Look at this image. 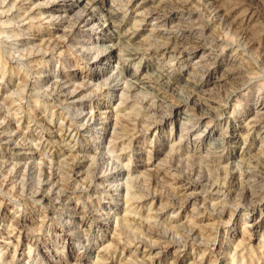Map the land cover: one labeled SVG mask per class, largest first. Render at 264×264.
Here are the masks:
<instances>
[{"label":"rangeland","instance_id":"374dc122","mask_svg":"<svg viewBox=\"0 0 264 264\" xmlns=\"http://www.w3.org/2000/svg\"><path fill=\"white\" fill-rule=\"evenodd\" d=\"M101 1L104 12L117 10L112 19L127 37L113 45L111 56L100 60L81 55L73 46L47 47L41 36L56 37L61 31L37 14L38 9L30 30L24 31L16 25L18 19L9 16L18 5L0 15V209L7 214L0 216V241L6 244L0 247V264H264V209H253L256 196H244L240 186L229 185L227 177L246 168L248 186L264 187V0H187L190 11H167L166 21L146 15L148 8L160 4L158 0ZM5 3H0V10ZM34 3L20 1L19 11ZM83 3L70 4V13ZM218 4L225 8L217 18L213 12ZM135 7L140 9L138 14L131 11ZM179 18L194 26L206 25L199 37L210 49L203 58L193 46L198 39L190 37L187 26L183 30L171 26ZM99 21L100 17L82 38L105 35L108 30L99 27ZM169 39L183 52L155 50ZM112 42L116 40L99 43ZM125 51L138 53L127 61L130 56ZM41 69L63 74L66 90L81 87L80 100L64 99L49 84H42ZM108 76L120 83L135 79L127 94L130 99L116 104L123 84L111 89L116 81L107 80ZM156 96L163 105L202 101L210 114H193L180 104L158 123L160 128L152 124L146 130V121L137 123L136 102ZM94 105L109 114L107 118L101 114L91 131L81 125L78 114L80 107ZM183 115L191 117L189 126L199 131L197 152L191 144L177 142L178 130L170 132L175 118ZM118 119L117 123L139 131L132 142L119 125L113 126ZM71 129L72 135L64 134ZM214 148L223 158L209 154ZM192 165L205 173L202 183L194 186L185 184L199 178L191 174ZM117 171L122 174L115 180ZM126 182L132 192L128 201L122 188ZM40 192L47 199H39ZM258 198L264 202V196ZM150 202L153 209L148 210ZM211 202L224 210L221 217L211 214ZM125 215L132 222L116 224ZM14 218L19 219L21 234L15 229L14 236L4 238L9 223L15 225ZM196 222L211 227L205 229L204 238L198 242L183 238L182 245L168 243L173 236L184 237L187 226ZM152 230L168 234L151 237L147 231ZM140 237L159 239L161 247L151 254L135 248L131 242Z\"/></svg>","mask_w":264,"mask_h":264},{"label":"bare ground","instance_id":"6f19581e","mask_svg":"<svg viewBox=\"0 0 264 264\" xmlns=\"http://www.w3.org/2000/svg\"><path fill=\"white\" fill-rule=\"evenodd\" d=\"M20 1L22 0H10V3L8 4V2H6V0H0V3L3 4L5 3L4 7L5 6H9L8 8H2L0 10V15H5L4 13H7L6 11H11V9L15 6V5H18L16 7V9L12 12H10L9 16H11V18H16L18 19L16 23L19 30H30V27L32 26V23L31 21H33L32 19L34 18L35 16V11L38 9L39 10V13L37 14H40V16H44L43 18H46V21L49 22L51 21V23L55 24L61 31V33H59V36L57 35L56 37H53L51 35H49L48 37H42L41 36V40H44L43 42H45V44L47 45V47H51L52 49H58L60 47L63 48V46H68V47H75L76 50H81V55H89V58H96L97 60H100L104 55H107L109 56L111 54V49L114 48L113 45L118 43L122 38L124 37H127L125 36L124 34L122 33H119L118 32V23L112 19L115 15V13L117 12L116 9H113V10H105L104 12V9L101 7V5L99 4H102L101 0H33V2H35L33 5V7H28L26 8L27 6H25V9L20 12L19 9L22 8L21 6H19V3ZM81 1H84V3L82 5H80L76 10L75 13H70L71 12V8L72 6H70V4H73V3H77V4H80ZM159 1V5H155L153 7H150L148 8V10L146 11V15H149V16H154V18H158V17H163L164 20L163 21H166L167 18H165V15L167 14L166 12L169 11V12H178V13H185V12H188L190 11V6H189V3L187 0H158ZM214 1V0H213ZM212 1V2H213ZM216 1V0H215ZM12 2V3H11ZM19 2V3H18ZM32 2V1H31ZM66 2H68V4H66ZM209 2V1H208ZM216 3V2H215ZM211 4V3H210ZM228 5V4H227ZM1 6V5H0ZM29 6V5H28ZM142 6V5H141ZM15 8V7H14ZM24 8V7H23ZM225 8V7H224ZM224 8H221L220 4H218L217 6L215 5L214 6V12L213 14L217 17V16H221L223 14V9ZM5 9V10H3ZM37 10V11H38ZM132 12H135L136 14H138L140 12V9H138V7H135V8H132L131 9ZM227 11V10H226ZM100 17L101 21H99V27H101L103 30H108L107 33H105V35H99V36H93V37H88V38H82L84 37V33L86 31H88L89 29H91V27L93 25H95V21L96 19ZM218 18V17H217ZM8 19V18H7ZM10 19V18H9ZM5 20V18H4ZM12 20V19H11ZM162 21V20H161ZM41 22V21H40ZM9 23V21H8ZM13 23V22H12ZM39 23V22H38ZM196 24V23H195ZM15 25V23H14ZM46 25V24H45ZM120 25V24H119ZM171 26H175L176 28L180 29V30H183L184 29V26H187L185 28H187L188 32H189V35L190 37H196L197 40H195V44H193V46L196 48V50H201V53H200V57H204V53L207 51V49H210V47L206 46L203 42V40L199 37L201 35H203L204 33V29H205V26L204 25H197V26H194V24H188V21L187 20H184L183 18H179V19H175V21L171 22ZM6 27V25H5ZM11 27V26H10ZM17 28V27H16ZM14 28V29H16ZM12 29V28H11ZM20 31V32H21ZM18 32V31H17ZM16 32V33H17ZM44 32V31H43ZM46 34H50V31H46L45 32ZM198 33V35H197ZM19 34V33H18ZM27 34V32H26ZM29 34V33H28ZM1 35V33H0ZM40 35V34H39ZM193 35V36H191ZM6 36V35H5ZM81 36V37H79ZM2 37V36H1ZM26 39V38H24ZM102 39H108L110 41H113V40H116V42H112V43H99L101 42ZM40 40V39H39ZM40 40V41H41ZM123 40V39H122ZM121 40V41H122ZM126 40V39H124ZM4 42V41H3ZM13 42V41H12ZM9 45V44H8ZM12 45V44H11ZM122 45V44H121ZM192 45V44H191ZM115 46V45H114ZM155 46V45H154ZM192 46V47H193ZM46 47V46H45ZM184 47V46H183ZM212 47V46H211ZM152 48V47H151ZM193 49V48H192ZM191 49V50H192ZM131 50V49H130ZM155 50H161V51H164V52H168V51H175V52H178V53H181L183 52L184 49L181 48H178L176 43L172 40L169 39V41L167 40V42L164 44V45H160L159 47H157ZM41 51V50H40ZM50 51V49H49ZM140 51V49H139ZM19 52V51H18ZM32 52V51H31ZM37 52V51H36ZM127 52V51H125ZM209 52V51H208ZM47 53V51H46ZM59 53H62V52H59ZM138 52L134 51V52H127L126 54L128 55L129 58H125V60L127 61H130L131 59H133L131 56H134L135 54H137ZM170 53V52H169ZM29 54V53H28ZM31 54V53H30ZM29 54V55H30ZM37 54V53H36ZM154 54V53H153ZM164 54V53H163ZM207 54V53H206ZM80 55V56H81ZM212 55V54H211ZM24 56V55H23ZM28 56V55H27ZM49 56V55H48ZM62 56V55H61ZM111 56V55H110ZM207 56V55H206ZM88 57V56H87ZM174 57V56H173ZM6 58V57H5ZM46 58V57H45ZM47 59V58H46ZM37 60V59H36ZM50 60V58L47 59V62ZM1 62V61H0ZM38 62V61H37ZM35 63V62H34ZM29 64V63H28ZM31 65V64H30ZM20 66V65H19ZM47 66V65H46ZM45 66V68H46ZM39 68V67H38ZM44 68V67H43ZM42 68V69H43ZM47 68H49L47 66ZM40 70L43 75H39V79L40 81L42 82V84L44 83H47L51 86L52 90L55 92V94H61V96L64 98V99H67V100H71V101H75L76 100H80L79 98V94L81 92V89H78V88H81V87H75L71 90H66L63 88L62 86V78L64 77L63 74H56L54 72H50L48 69L46 70ZM11 71V70H10ZM23 71V70H22ZM47 72V73H46ZM31 73V72H30ZM38 73V72H37ZM21 74V73H20ZM94 74V73H93ZM91 75V74H89ZM99 75V74H97ZM115 75V74H114ZM113 75V76H114ZM28 76V75H26ZM86 76V75H85ZM101 76V75H100ZM112 76V77H113ZM165 76H168V75H165ZM111 76H108L106 79L108 80H114L115 79V83L111 84V89L112 87H114V85H117L118 83H120V79H116V78H110ZM123 77V76H122ZM132 77V76H131ZM152 77V76H151ZM27 78V77H26ZM37 78V77H36ZM134 78H137V76L134 75ZM104 79V78H103ZM129 79V78H128ZM134 80V83L136 84V81L135 79ZM133 80L131 81V83H129V81L127 82L126 80L125 81H122L120 84H123L122 85V90H121V94L120 96L118 97V100L116 104L118 105H121L124 101L126 102V99L127 97L129 98V95L128 92H131V90L135 87V84L132 85V82ZM64 81V80H63ZM103 81V80H102ZM105 81V80H104ZM168 81V80H167ZM37 82V81H36ZM147 82V81H146ZM33 84V82H31ZM76 83V82H75ZM173 83V82H172ZM68 84V83H67ZM79 84V83H78ZM84 84V83H83ZM98 84V83H97ZM81 86V85H79ZM74 87V86H73ZM84 87V86H83ZM96 88V86H95ZM103 88V87H102ZM147 88V87H146ZM106 90V89H105ZM108 90H109V87H108ZM114 90V89H113ZM21 91V89H20ZM42 91V90H41ZM94 91V90H93ZM112 91V90H111ZM199 92V91H198ZM16 93V92H15ZM108 93V92H107ZM51 94V93H50ZM88 94V93H87ZM198 94V93H197ZM91 95V94H90ZM118 95V94H117ZM11 96V95H9ZM18 96V95H17ZM22 96V95H21ZM162 97V96H161ZM79 98V99H78ZM130 99V98H129ZM199 99V98H198ZM70 101V102H71ZM189 101V100H188ZM199 101V100H198ZM38 102V101H37ZM66 102V101H65ZM165 102V101H164ZM196 102V101H195ZM128 103V102H127ZM126 103V104H127ZM139 104V107L138 108V113L140 116H138L139 118H136L137 119V123L139 122H142V121H146L148 124L146 125L145 129L147 130L148 128H150L149 126H151L152 124H155L156 125V128H160L159 126V122L162 121L164 119V116L168 113L169 114H173L174 113V110L178 107L177 105H180V104H183L185 105L186 107H188L187 110L191 109L193 114L194 113H199L201 116H209L210 112H205L204 111V102H200L199 103H195V104H191L189 105V103L187 101H180L178 103H173V104H170V105H163V99H161L160 97L156 96L155 99H149V100H141L139 102H136ZM171 103V102H170ZM14 104V103H12ZM11 104V105H12ZM117 105V106H118ZM67 106V105H66ZM70 106V105H69ZM132 106V105H131ZM136 106V105H135ZM165 106V107H164ZM120 107V106H119ZM122 107V106H121ZM219 107V106H218ZM71 108V107H70ZM79 108V107H77ZM123 108V107H122ZM185 108V107H184ZM209 108V107H208ZM68 109V108H67ZM80 112L78 114L79 116V119L81 122V125L84 126V128H86L87 130H91L93 129V127H95L98 123V120L100 118H102V115L101 114H105L107 110H104L102 111L100 109V107L97 105H94L92 107L89 106V108H86L85 107H80L79 108ZM87 109V110H86ZM86 110V111H85ZM131 110V109H129ZM2 111V110H1ZM73 111V110H71ZM215 111V110H214ZM134 112V111H133ZM188 112V111H187ZM212 113V111H211ZM108 114L109 113H106L105 116H103V118H107L108 117ZM192 114V113H191ZM45 115V114H44ZM70 115V114H69ZM4 116V115H3ZM2 116V117H3ZM7 116V115H6ZM212 116V115H210ZM46 117V116H45ZM75 117V116H74ZM8 118V117H7ZM18 118V117H17ZM116 118V117H115ZM127 118V117H126ZM260 119V118H259ZM262 119V118H261ZM2 120V119H1ZM8 120V119H7ZM22 120V119H21ZM64 120V119H63ZM77 120V121H78ZM120 119L118 120H115L113 124L114 127H116L117 125H119L120 129L123 130V135H128L130 138V142H132L133 138L136 137L138 135V130H134V128H128L125 124H122L121 122H118ZM191 120V117H189L188 115L186 116H177L174 120V124L170 127V132H172L174 129L175 131H179L178 133V139H177V142L179 143L180 141L181 142H184L186 144H191V149L193 152H197L199 149H198V146H197V139L198 137V132L199 131H196V130H192L191 126H189V122ZM73 121V120H72ZM76 121V120H75ZM76 121V122H77ZM135 122V121H134ZM4 123V122H3ZM2 123V124H3ZM121 123V124H119ZM124 123V122H123ZM41 124V123H40ZM135 124V123H134ZM194 124V123H193ZM136 126V125H135ZM52 127V126H51ZM18 128V127H17ZM81 128V127H80ZM103 128V127H102ZM113 128V127H112ZM11 129V128H10ZM73 129H76V128H73ZM195 129V128H194ZM114 130V129H113ZM116 130V129H115ZM119 130V129H118ZM1 131V130H0ZM25 131V130H24ZM42 131V130H41ZM61 131V130H60ZM75 131V130H74ZM112 131V130H111ZM121 132V131H120ZM176 133V132H175ZM65 135H72L73 132H72V129L71 130H67L65 131L64 133ZM118 134V133H117ZM122 134V133H121ZM11 135V134H10ZM52 135V134H51ZM54 135V134H53ZM119 135V134H118ZM127 136V137H128ZM23 137V136H22ZM62 137V136H61ZM65 137V136H64ZM44 138V137H43ZM18 140V139H17ZM221 140V139H220ZM199 141V140H198ZM176 143V142H175ZM177 143V144H178ZM31 144V143H30ZM29 144V145H30ZM182 144V143H181ZM34 145V144H33ZM62 145V144H61ZM116 145V144H115ZM129 145V144H128ZM172 146H170V148L172 149L173 146L175 145L174 143L172 144ZM13 146V145H12ZM18 146V145H17ZM27 146V145H26ZM126 146V145H125ZM21 147V146H20ZM34 147V146H33ZM131 147V146H130ZM127 148V147H126ZM169 148V149H170ZM178 148H181V147H178ZM187 148V147H186ZM211 148V147H210ZM216 148V147H215ZM211 149L210 150V155L212 153H216V149ZM30 149V148H29ZM72 149V148H71ZM128 149V148H127ZM170 149V150H171ZM102 150V149H100ZM114 150V149H113ZM181 151V149H178ZM184 150V149H183ZM35 152V151H34ZM179 152V151H178ZM31 153V152H30ZM177 153V151H176ZM180 153V152H179ZM171 154V153H170ZM190 154V153H189ZM195 154V153H194ZM218 153H216V155H214L215 157H219L220 158H223V155H217ZM12 155V154H11ZM24 155V154H23ZM71 155V154H70ZM116 155V154H115ZM177 155V154H176ZM206 155V154H205ZM96 156V155H95ZM180 156V155H179ZM201 156V155H200ZM11 157V156H10ZM72 157V156H71ZM74 157V156H73ZM97 157V156H96ZM185 156H183L184 158ZM192 157V156H191ZM194 157V156H193ZM205 157V156H204ZM203 157V158H204ZM212 157V156H211ZM78 158V157H77ZM76 158V160H77ZM115 158V157H114ZM117 158V157H116ZM175 158V157H174ZM202 157L200 158V161H203ZM226 158V157H225ZM244 158V157H243ZM242 158V159H243ZM192 159V158H191ZM83 160V159H82ZM173 160V159H172ZM246 160V159H245ZM6 161V160H5ZM187 161V160H186ZM218 161V160H217ZM4 162V161H3ZM112 162V161H111ZM196 162V161H195ZM199 162V161H198ZM205 162V160H204ZM220 162V161H219ZM217 162V163H219ZM222 162V161H221ZM30 163V162H29ZM36 163V162H35ZM51 163V162H50ZM178 163V162H177ZM200 163V162H199ZM242 162H240L241 164ZM195 164V163H194ZM202 164V163H201ZM204 164V163H203ZM251 164V163H250ZM13 165V164H12ZM96 165V164H95ZM178 165V164H177ZM176 165V166H177ZM205 165V164H204ZM203 165V166H204ZM210 165V164H209ZM230 165V164H229ZM126 166V165H125ZM179 166V165H178ZM195 166V165H194ZM211 166V165H210ZM240 166V165H239ZM242 166V165H241ZM117 167V165H116ZM121 167V166H120ZM213 167V166H212ZM176 168V167H175ZM191 174H197V176H199L198 179L196 180H192V181H188V182H185V184H190V186H194V185H197L202 183L201 179L203 180V177L205 176L204 174V169H200V166L199 168L197 167H191ZM202 168V167H201ZM207 168V167H206ZM211 168V167H210ZM218 168V167H217ZM225 168V167H224ZM227 168V167H226ZM248 168V167H247ZM90 169V168H89ZM104 169V168H103ZM158 169V168H157ZM180 169V168H179ZM200 169V171H199ZM208 169V168H207ZM212 169V168H211ZM253 169V168H252ZM255 169V168H254ZM12 170V169H11ZM16 170V169H15ZM39 170V169H38ZM88 170V168H87ZM96 170V169H95ZM213 170V169H212ZM257 170V169H255ZM18 171V170H17ZM89 171V170H88ZM87 171V172H88ZM154 171H157V170H153ZM249 170L248 169H241L240 172H238V174L236 173H229V175L227 176L228 177V182H229V185H233L234 186H240V190L243 192V195L244 196H248V195H252L254 194L256 197L255 199L251 202L252 206H253V209L254 208H257L258 210H261V209H264V202H259L258 200H260L258 197L261 196L263 197L264 196V187H258V188H252L251 186H248V184H250V181L248 180L249 178ZM111 172V171H110ZM183 172V171H182ZM186 172V171H185ZM257 172V171H256ZM255 172V173H256ZM72 173V172H71ZM109 173V172H108ZM184 173V172H183ZM188 173V172H186ZM213 173V172H212ZM226 173V171H225ZM228 173V172H227ZM14 174V173H13ZM23 174V173H22ZM53 174V173H52ZM81 174V173H80ZM94 174V173H93ZM122 174V173H119L118 171L116 172V174L114 175L116 178L115 180H117L119 178V175ZM129 174V172H128ZM253 175V174H252ZM251 175V176H252ZM85 176V175H84ZM144 176V175H143ZM151 176V175H150ZM190 176V174H189ZM189 176H186V177H189ZM203 176V177H202ZM254 176V175H253ZM24 177V176H23ZM22 177V178H23ZM31 177V176H30ZM34 177V176H33ZM146 177V176H145ZM196 177V176H195ZM202 177V178H200ZM219 177V176H218ZM248 177V178H247ZM16 178V177H15ZM87 178V177H85ZM148 178V177H147ZM177 178V177H176ZM191 178V177H190ZM9 179V178H8ZM58 179V178H57ZM91 179V178H90ZM151 179V178H149ZM189 179V178H188ZM261 179V178H260ZM45 180V179H44ZM114 180V179H113ZM19 181V180H18ZM41 181V180H40ZM58 181V180H57ZM83 181V180H82ZM226 181V180H225ZM27 182V181H26ZM39 182V181H38ZM49 182V181H48ZM86 182V181H85ZM234 182V183H233ZM113 183V182H112ZM207 183V182H206ZM223 183V182H222ZM134 184V183H132ZM253 184V183H252ZM96 185V184H95ZM175 185V184H174ZM207 185V184H206ZM254 185V184H253ZM133 186V185H132ZM224 186V185H223ZM40 187V186H39ZM109 187V186H108ZM136 187V186H135ZM207 187V186H206ZM78 188V187H77ZM122 188H125V199L126 201H128L130 198H132V192L129 191L130 190V187H129V184L128 182H126L124 184V187L122 186ZM179 188V187H178ZM52 190V189H51ZM75 190V189H74ZM38 191V190H37ZM36 192V191H35ZM131 192V193H130ZM216 192V191H215ZM134 193V192H133ZM59 194V193H58ZM170 194V193H169ZM189 194V193H188ZM187 194V195H188ZM229 194V193H228ZM237 194V193H236ZM31 195V194H30ZM190 195V194H189ZM188 195V196H189ZM39 199L41 200H45L47 199V195L45 193H42L40 192L38 195ZM49 196V195H48ZM191 196V195H190ZM194 196V195H193ZM237 196V195H236ZM172 197V196H171ZM192 197V196H191ZM195 197V196H194ZM241 197V196H240ZM136 198V197H135ZM190 198V197H189ZM236 198V197H235ZM139 199V198H138ZM34 200V199H33ZM133 200V199H132ZM191 200V199H190ZM193 200V199H192ZM236 200V199H235ZM240 200V199H239ZM170 201V199H169ZM261 201V200H260ZM182 202V201H180ZM44 203V202H43ZM161 204V203H160ZM159 204V205H160ZM204 204V203H203ZM152 205H153V202H150L149 206H148V210L149 209H153L152 208ZM162 206V205H160ZM205 206V205H204ZM208 207V205H206ZM210 207H212V211L211 214L215 213V216H218V217H221L222 216V213L224 210H220L219 209H216L215 207V204L214 206L212 205V202H211V205ZM219 207V206H218ZM158 211V210H157ZM130 212V211H128ZM154 212V211H153ZM104 213V212H103ZM135 213V212H134ZM157 213V212H156ZM125 214H126V211H125ZM137 215V214H136ZM140 215V214H139ZM154 215V214H153ZM0 216L2 218H5L7 217V214L3 211V209H0ZM18 216V215H16ZM49 216V215H48ZM10 217V216H9ZM14 217V216H13ZM143 217V216H142ZM145 217H148L149 218V214H146ZM144 217V218H145ZM13 220V219H11ZM170 220H174V218L170 217ZM14 221H15V225L12 226V223L10 222V228L9 230L7 231V233H4L5 236H3L4 238H11L12 236H14V230L17 229L15 232H18V236H20L21 234V228L22 227H18V222H19V219L18 218H14ZM149 221V220H148ZM132 222V219L131 217L125 215L120 223L119 221L116 220V224L118 225H125V224H128ZM14 223V222H13ZM145 223V222H144ZM67 224V223H66ZM154 224V223H153ZM165 224V223H164ZM178 224V223H177ZM175 225V224H173ZM172 225V226H173ZM174 227V226H173ZM178 227V226H177ZM79 228V227H78ZM149 228V227H148ZM148 228H146L148 230ZM166 228V227H165ZM171 228V227H170ZM186 228V227H185ZM168 229V228H167ZM205 229H211V227H206V228H203L201 226H198L197 225V222L195 225H192V226H187L186 230H185V233H184V237H181V238H176V237H171V239L168 240V243L171 244V245H174V244H177L179 245L181 243L182 245V240L184 238V242H186L187 239H191V240H194V241H197V239H201V238H204L205 234ZM79 230V229H78ZM174 230V229H172ZM180 229H178L179 231ZM169 231V230H168ZM175 231V230H174ZM177 231V230H176ZM2 232V231H1ZM76 232V231H75ZM181 232V231H180ZM184 232V231H183ZM182 232V233H183ZM211 232V231H210ZM82 233V232H81ZM147 233L149 234V236L151 237H161V236H167V230H165L163 233L160 234L157 233L156 231H147ZM172 233V231H171ZM170 233V235H171ZM181 233V234H182ZM209 233V232H208ZM206 233V234H208ZM77 234V233H76ZM119 234V233H118ZM180 234V235H181ZM211 234V233H209ZM121 235V234H119ZM144 235V234H143ZM141 235V236H143ZM178 235V234H177ZM176 235V236H177ZM84 236V235H83ZM122 236V235H121ZM120 237V236H118ZM179 237V236H178ZM3 238V239H4ZM155 238V239H156ZM187 238V239H186ZM118 239V238H117ZM123 239V238H122ZM153 239V238H152ZM148 239V238H139L137 240H134L133 242H131V244H133V246H135V248H141L143 247L144 248V251H147V253L151 254L152 252V249H158L159 247H161L160 243H159V239L158 240H155V239ZM162 239V238H161ZM127 240V239H126ZM122 241V240H120ZM120 241H118L120 243ZM201 241V240H200ZM0 247L2 246H6L5 242L3 241H0ZM198 242V241H197ZM125 243V242H124ZM129 243V242H128ZM17 244V243H16ZM168 246V244H166ZM117 247V246H116ZM105 251H111L110 248H104ZM30 251V250H29ZM115 251V250H114ZM113 251V252H114ZM234 251V250H233ZM136 252V251H134ZM105 253V252H104ZM235 253V252H234ZM103 254V253H102ZM2 255V254H1ZM97 255V254H96ZM234 255V254H233ZM99 256V255H98ZM232 258V256H231ZM100 261V259H98ZM97 260V261H98ZM201 260V259H200ZM203 260V259H202ZM104 261V260H103ZM141 261V260H140ZM3 262V261H2ZM145 262V261H144ZM77 263V262H76ZM129 263V262H128ZM141 263V262H140ZM205 263V262H204ZM79 264V263H77ZM103 264V263H102ZM142 264V263H141Z\"/></svg>","mask_w":264,"mask_h":264}]
</instances>
